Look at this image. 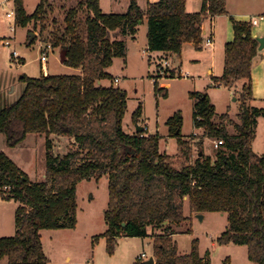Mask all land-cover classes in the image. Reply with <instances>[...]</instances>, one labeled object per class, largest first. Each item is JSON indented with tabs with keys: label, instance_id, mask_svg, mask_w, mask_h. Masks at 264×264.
Listing matches in <instances>:
<instances>
[{
	"label": "trees",
	"instance_id": "trees-1",
	"mask_svg": "<svg viewBox=\"0 0 264 264\" xmlns=\"http://www.w3.org/2000/svg\"><path fill=\"white\" fill-rule=\"evenodd\" d=\"M100 1L80 0L68 9L62 36L51 40L53 47L61 48L62 63L81 68V72L24 74L19 78L24 84L20 95L0 104V133L9 147L22 144L30 133L46 138L42 182H31L0 151V196L20 204L15 212V234L0 236V261L8 257L9 264H49L42 230L76 228L78 184L106 176L108 228L95 236L93 245L106 237L107 252L114 254L122 236L150 237L155 264H211L199 251L197 238L190 253L178 250L175 234L177 227L191 219L185 215L189 202L191 213L225 212L229 225L216 242L246 245L249 259L264 264V152L259 154L252 146L257 116L264 115V108L250 104L254 99L253 59L260 46L251 24L231 18L235 37L226 43L223 74L214 79L217 86L239 92V122L233 123L236 133L214 121L216 107L207 92H190L195 100L194 125L205 130L200 147L204 137L223 142L215 157L202 149V155L189 162L192 143L182 138L183 117L175 113L167 121L170 135L177 138L182 156L188 159L178 168L171 155L160 149L159 132L124 131L127 91L114 83L99 82L111 79L108 69L114 58L126 55L125 42L112 35L121 28L136 36L146 18L148 50L164 53L162 58H179L186 42L203 47L204 22L228 13L227 0H202L198 12L186 10V0H159L149 3L146 10L138 0H131L126 13H104ZM14 2L16 22L22 26L43 21L50 6V0H41L33 13H27L24 0ZM84 7L88 12L85 36L78 31V16ZM179 69L174 68L170 77H176ZM155 84V97L166 98L168 89L158 81ZM142 110L140 105L134 111V120H139ZM222 116L231 122L229 114ZM57 138L67 141L65 153L55 152ZM144 262L140 256L135 264ZM225 263L230 264L228 259Z\"/></svg>",
	"mask_w": 264,
	"mask_h": 264
},
{
	"label": "rangeland",
	"instance_id": "rangeland-1",
	"mask_svg": "<svg viewBox=\"0 0 264 264\" xmlns=\"http://www.w3.org/2000/svg\"><path fill=\"white\" fill-rule=\"evenodd\" d=\"M41 0H24L27 13H33ZM80 0H50V6L43 21L36 24L30 22L27 26H22L16 22V15L7 16L10 11H14V0H0V104L5 105L15 100L24 88L19 78L24 74L28 76H40L44 72L41 57L47 54V65L51 74H77L76 68L62 63L61 48L48 47L51 40L56 36H62L65 30V18L67 11L71 7L78 6ZM123 2L125 0H122ZM143 6H146V0H140ZM14 3V4H13ZM107 7L116 6L114 0H103ZM123 9V8H122ZM124 11V10H123ZM88 12L86 8H81L78 16V31L81 35L86 34V18ZM217 21V36L222 37L226 29ZM146 24V22H145ZM148 26V25H147ZM146 26V27H147ZM14 27V28H13ZM141 28V39H145L144 29ZM252 26V32L255 29ZM233 37H235L234 26L231 25ZM35 33L34 41L31 43L32 35ZM6 42H10L7 45ZM48 42V43H47ZM188 43V42H186ZM185 44V43H184ZM183 44V45H184ZM141 46V44H140ZM142 47V46H141ZM204 66H198L195 63L184 62L182 69L176 70V74H186L183 77L158 79L162 85L167 81L171 82L167 97L159 100L155 97V80L151 76L156 72L157 65L162 59L155 60V65L151 73L146 71V63L141 62V58L134 57L129 72L130 78H119L115 83L127 91L128 106L123 121L124 131L133 133L136 128L134 120V111L142 103L143 116L139 118L142 125H148L147 132L157 133L162 136L160 149L173 156V164L182 168L187 160L182 156L176 137L171 136L169 128L166 125L168 118L179 112L183 117L182 138H195L194 132H199L194 127V104L195 100L190 96V90H203L208 92L210 100L216 105V115L214 121L225 123L229 132L235 134L236 129L233 123L239 122V111L241 106L240 95H233L232 92L224 86L211 87L207 74V68L212 67V58L209 56L210 47L204 46ZM17 50L20 58H15L13 51ZM136 50V49H134ZM194 59V56L187 55ZM264 60V59H263ZM217 61V60H216ZM190 62V61H189ZM217 72L222 69L219 62H216ZM173 66V65H172ZM264 67V61L261 67ZM124 59L115 57L113 66L108 71L113 75L124 73ZM260 67V68H261ZM151 68V67H150ZM174 68L170 69L171 71ZM108 81H106V84ZM113 84V83H112ZM258 98L253 105L264 108V82L255 81L254 84ZM251 104V102H250ZM222 114H229L231 122L224 119ZM256 136L253 142L255 151L259 154L264 152V115L257 116ZM26 141L14 148L6 143V136L0 133V151L7 153L30 177L31 182H42L45 179V136L35 133L28 134ZM187 137V138H185ZM199 137H203L199 135ZM193 140V141H192ZM199 140V139H198ZM191 139L192 151L189 162H193L198 157V153L203 149L205 154L212 157L216 156L215 139L205 137L204 145L200 147L199 141ZM200 140V141H201ZM189 141V140H188ZM55 152L62 154L67 150L68 144L65 140L55 141ZM70 148V145L68 149ZM109 181L106 176L96 179L83 180L78 184L77 189V220L78 226L75 229H50L41 232L45 253L50 259L49 264H135L138 257L145 252L147 260L152 254L153 246L150 237H130L122 236L119 238L114 254L107 252V239L102 237L99 242L93 245L95 236L101 235L108 228L105 219V211L109 200ZM17 200H5L0 196V236L10 237L16 232L15 212L19 206ZM198 213H191L189 202L185 205V215L191 216V219L184 223L178 229V246L181 254H188L192 248V241L199 239V251L205 259L211 261V264H226L228 259L230 264H255L248 257L246 245L227 243L219 245L216 240L222 235L229 225L228 215L220 212H207L204 218L197 216ZM68 228V227H67ZM188 232H184L185 230ZM181 232V233H180ZM3 264H9L8 257L4 258Z\"/></svg>",
	"mask_w": 264,
	"mask_h": 264
},
{
	"label": "crops",
	"instance_id": "crops-1",
	"mask_svg": "<svg viewBox=\"0 0 264 264\" xmlns=\"http://www.w3.org/2000/svg\"><path fill=\"white\" fill-rule=\"evenodd\" d=\"M130 1L131 0H125L123 2L122 0H114L116 6H119V7H107L103 3V0H101L100 1V6H101V10L104 13H113V12L126 13V11L128 10V7L130 5ZM157 1H159V0H146V3H145L146 6H143V4H141L140 0H138L139 5H140V7L143 10L147 9V6H148L149 3H153V2H157ZM201 5H202V0H186V10H188L189 12H198L200 10V8H201ZM227 9H228V13L216 15L214 18L206 20L204 22V24H203L205 37H206V39L208 37H212V39H213L212 44L207 45V44H204V42H203L202 43L203 47H201V48L199 47L198 48L197 45H195L192 42L185 43L184 47H183V50H182V55L179 58L177 56H168V57L162 58V56H165L164 53L159 52V51H150V50H148V47H149L148 46V30L149 29H148V26H147L148 25V19H146V18L139 25L138 32H137L136 36H132L131 34L129 35V34L125 33V31L123 29H121V28L117 29L115 32H113L112 37H114V38L117 37V38H119V39H121V40H123L125 42V45L127 47L126 55L124 57H121V58L124 59V64H126L127 67L123 68L124 73L122 74V76L120 74L119 75L118 74L117 75H113V74H111L108 71L111 74L112 78L111 79H106V80H101L99 82L104 84V85L110 86L112 83L116 84L115 83V78H118V77L119 78H121V77L130 78V76H129L130 75L129 72H130V69H131L130 67H131L132 63H134L133 62L134 57H136L138 55L141 58V62H145L146 63L147 67H145V68H146V71L149 72V75L151 73L152 67L155 65V63H154L155 60H159V59L168 60L169 62L172 63L173 68L178 67V69L180 68V70L182 69V67L184 65V62H187L188 64L190 63L191 66H194L196 64L198 66H202L203 67L205 61H203L204 60V56H203V59H202V55L201 54H203L204 49H205L204 46L206 45V46L210 47L211 51L209 53V56L212 58V67H208L207 68V74H208V78H209V81H210L209 85L211 87H218L219 85L217 86L216 84H214V79H215V77L221 76L223 74L224 67H225L226 43H228L230 41H233V39H234L233 34H232V29H231V25L233 26L231 18L234 17L238 21L246 22V23L251 24V26H255L256 28L253 30V35L256 38L264 36V0H227ZM255 18L259 19V22L256 25H253L252 20L255 19ZM217 21H219L218 23L221 22L220 25H222V27L227 30L226 34L224 32L222 37H218L217 36V28H218L217 27ZM145 22H146V24H145ZM144 27H146V29H144V31H143L144 34H145V39L142 40L140 33L142 32L141 28H144ZM85 35L86 34H84L83 36H85ZM33 39H31V40H33ZM140 44H141L142 47L140 46ZM134 49H136V50H134ZM187 55L194 56V59L188 57ZM263 59H264V49H259L258 54L253 59L254 61H253V67H252V77H253L254 99H253V101H251V105H253L255 103L256 99L258 98V93H256V90H255V87H254L255 81L257 82V80H262L264 82V67L263 66L261 67V65L263 64V61H264ZM216 60L222 66V69H220L217 72L214 70V68H216V65H217V63H216L217 61ZM191 62H193L195 64H192ZM113 63H114V61H113ZM46 66H47V69L44 70V72H43L45 75L50 73L49 66L48 65H46ZM76 69L78 71L77 74H79L81 72V68L80 69L76 68ZM32 77H36V76H32ZM106 81H108L107 84H106ZM120 84L121 83H119V85ZM161 86H163L164 88H167L168 89V93H169V88L171 87V82L167 81L166 83H163ZM228 89L232 92L233 95H236V96L239 97V95H237V90L236 89H230V88H228ZM193 91H197V90L196 89L195 90H190L189 93L193 92ZM198 92H203V90H201V91L198 90ZM154 95H155V91H154ZM208 95H209V93H208ZM211 102H212V100H211ZM140 105H142V103H140ZM215 107H216V105H215ZM142 116H143V110H142V113H141V117ZM136 122L137 123H136L135 131H138L137 130V125H138V127H144V126L148 127V125H142L139 122V120L136 121ZM166 125L168 126L167 123H166ZM194 127H195V125H194ZM168 128H169V126H168ZM196 129H198L199 132H194L193 135H197L198 137L192 138L193 137L192 136V137H190V138H188L186 140H190L191 141V139H194V141H195V140L199 139L198 141L200 142L201 137H199V135H202V134L204 135L205 130L203 128L202 129L196 128ZM148 130H149V128H148ZM131 134H133V133H131ZM185 138H187V137H185ZM59 139L60 140H64L65 138L61 137ZM161 139H162V136H161ZM45 140H46V138H45ZM217 141L218 140H216L215 143ZM202 145H204V142H203ZM205 152L206 151L204 150V153ZM198 154H199L198 156L202 155V153H198ZM206 154L210 155L208 153H206ZM172 159H173V156H172ZM206 213L207 212H204L203 214L205 215ZM222 214H225V212H222ZM67 229H69V228H67ZM67 229H65V230H67ZM71 229H75V228H71ZM177 234L178 233L175 234V239L178 242V239H177L178 235ZM178 250H179V246H178ZM143 253H145V252H143ZM153 253L154 252L152 250V254L150 255V257L153 256ZM144 257H147V254ZM3 261H4V258L0 261V264H3Z\"/></svg>",
	"mask_w": 264,
	"mask_h": 264
},
{
	"label": "built area",
	"instance_id": "built-area-1",
	"mask_svg": "<svg viewBox=\"0 0 264 264\" xmlns=\"http://www.w3.org/2000/svg\"><path fill=\"white\" fill-rule=\"evenodd\" d=\"M14 14H15L14 11H10V13H8L7 16H9V18H10V17L14 16ZM258 22H259V19H257V18H255V19L252 20L253 25H256ZM13 28H14V27H13ZM212 42H213L212 37H208V38L204 41V44L210 45V44H212ZM6 44H7V45H10V42H6ZM47 46H48V47H51L52 44L48 43ZM13 53H14L15 58H20V56H19L17 50H14ZM47 59H48V56H47V54H46V52H45V54H43L42 57H41L42 66L44 67V70L47 69V66H46V65H47ZM150 59H151V58H150ZM172 68H173V66H172V63H171V62H169V61L166 60V59H165V60H162V61L160 62V64L157 65V67H156V72L152 73L151 76L154 78L155 82H156V81L159 82V80H158L159 78H160V79H165L166 77H167V78H173V77H170V75H171V70H170V69H172ZM177 74H178V73H177ZM177 74H176V77H179ZM183 76H186V74H183V75L181 74V77H183ZM176 77H174V78H176ZM115 81H116V82H119V78H115ZM159 84H160V83H159ZM160 85H161V84H160ZM144 128H145V129H148L147 126H144ZM222 142H223L222 140L217 141V142L215 143V146H216V147L220 146V144H222ZM145 255H146L145 253H142L141 257L143 258Z\"/></svg>",
	"mask_w": 264,
	"mask_h": 264
},
{
	"label": "water",
	"instance_id": "water-1",
	"mask_svg": "<svg viewBox=\"0 0 264 264\" xmlns=\"http://www.w3.org/2000/svg\"><path fill=\"white\" fill-rule=\"evenodd\" d=\"M35 37V33H33L32 35V39ZM259 43H260V46H259V49H264V36L262 37H258L257 38ZM144 127H138L137 125V130L138 131H142ZM197 216L201 217V218H204L203 214H197ZM168 223V222H166ZM145 264H155V257L154 256H151L150 258H148L147 260H145L144 262Z\"/></svg>",
	"mask_w": 264,
	"mask_h": 264
}]
</instances>
